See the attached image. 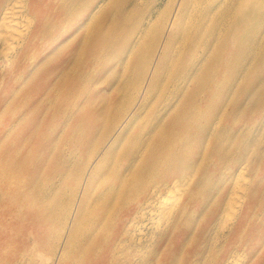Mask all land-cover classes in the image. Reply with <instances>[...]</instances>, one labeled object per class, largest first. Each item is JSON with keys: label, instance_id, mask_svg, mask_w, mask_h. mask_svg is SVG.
Masks as SVG:
<instances>
[{"label": "bare ground", "instance_id": "obj_1", "mask_svg": "<svg viewBox=\"0 0 264 264\" xmlns=\"http://www.w3.org/2000/svg\"><path fill=\"white\" fill-rule=\"evenodd\" d=\"M139 2L0 0V207L15 209L0 264H264V0ZM56 142L60 167L80 166L53 189ZM207 161L234 174L208 231L192 182Z\"/></svg>", "mask_w": 264, "mask_h": 264}, {"label": "rangeland", "instance_id": "obj_2", "mask_svg": "<svg viewBox=\"0 0 264 264\" xmlns=\"http://www.w3.org/2000/svg\"><path fill=\"white\" fill-rule=\"evenodd\" d=\"M145 2V0H141V2L138 3V5H141ZM195 8H198V3H195L194 4ZM138 7V6H137ZM136 7V3L133 5V6H130V7H127V11L123 14H121V17L124 18L123 20V23L127 24L130 22V17L131 15L134 13V11L137 9ZM106 9L109 11L111 10V7H110V3H106L105 6H104V11H106ZM129 14V15H128ZM108 18H105L104 21L102 22L101 24V29L98 30L99 33L102 35V38L105 36V33H106V28L108 26V23L110 22V17H112L110 15V13H108ZM115 17L119 16V15H114ZM73 30H69L68 33H67V36L70 35V33L72 32ZM69 41L71 39H68ZM176 51V50H174ZM4 66V61H2L0 59V69ZM122 71V68H120V66H114V68L112 67L111 69H109V71L105 74V77L104 79H116L119 75V72ZM170 75L169 78L174 81V82H179L181 80V77L184 75V69H178L176 70L175 68H173L170 72H169ZM4 77V75L2 76ZM0 77V78H2ZM103 85L99 86V85H96L95 86V90H98L99 87L102 88L101 92H103V94H112L113 91L115 90L114 88L113 89H110V90H105L103 87ZM169 88V86H168ZM170 89V88H169ZM169 89H162V93L164 96L168 97L169 94H168V90ZM52 99V98H51ZM127 103L130 104L132 103L133 99L132 98H127L126 99ZM47 102L48 100L44 101V104L47 105ZM136 102V100H135ZM163 103H157L156 104V109H161L163 108ZM258 110V109H257ZM251 110H247V112H245L240 121L244 122V121H247L249 119L251 120H255L257 119L258 115H260V111H251ZM57 111H52V110H49L46 112L45 114V121H46V126L47 128H49L53 134L55 135L57 130L59 129V121L60 119L58 118V116L55 114ZM83 112H79V114H82ZM254 114V115H253ZM39 116V115H38ZM4 122H0V128H3L4 126ZM47 128H46V131H47ZM20 130V129H19ZM18 130V131H19ZM17 131V132H18ZM13 132H15L13 130ZM21 133H23V130H21ZM5 139V143H6V138H3ZM8 139V138H7ZM23 145L27 144V142H22ZM32 146L31 145H28L26 148H24V150L26 151L28 148H30ZM56 146H59V144L56 142L55 145H50L48 144L45 148L48 149L49 151L52 150L51 152V160H50V163H48L45 167V169H42V172H41V175H54L53 176V181L56 183L59 181V184L58 185H54L53 186V189L54 187H61L62 186V183L66 180L65 179V176L61 177V174L62 173V170H71L69 172L68 175H73L74 174V171L76 172L77 170H79V166H80V163L77 164L76 167H74L73 165H70L68 162L66 164V166L64 168H61V164H62V161H58L56 159V155H57V149L54 148ZM85 152H88V150H85ZM77 154V152L73 151V155L75 156ZM86 153H85V157H86ZM84 157V160H82V164H85V163H88V161L86 160V158ZM56 160L58 162H56ZM102 163H99L98 165H101ZM203 166H205L203 164ZM78 168V169H77ZM210 173L208 175H202V174H198V175H194V178H193V181L197 186H200L203 185V187H206V196L208 197V200H204L202 197H200L198 199V202L200 203L198 206H194V216L196 218H199V219H202L203 222L206 224V231H208L212 226H214V224L217 223V220L216 218L218 217L219 213H220V210L218 211H215V207L213 206V204L211 203V201H216V199L219 197V194L221 193H225V195H227V193L229 192V190H231V187H232V181H233V176L231 175H234L229 169H224L223 173L219 170L218 168V165H216L215 163H213L212 161H207L206 162V166H205V169H204V173ZM59 175V176H58ZM43 177V176H42ZM41 177V178H42ZM220 178H222L224 181H225V185H221L220 183ZM55 191V190H54ZM53 192V190H52ZM51 192V193H52ZM54 194V192L50 195L52 196ZM224 195V196H225ZM226 200V199H224ZM224 200H220L218 203L220 205H223L224 203ZM10 210V213L11 214L12 212H14L15 209L11 208L9 209ZM54 213H55V210H54ZM8 214V211H7V207L4 205V207H0V231L5 234V236L7 237L9 234H13L14 233V230L11 229L8 225V222L11 221V216ZM42 233L43 234H48L50 233V228L48 227V225L46 227H44L42 230ZM20 236V234L18 235ZM31 236V235H29ZM27 238V237H26ZM32 238V237H31ZM5 242H6V239H5ZM4 242V243H5ZM31 244V245H30ZM26 245L27 246H33V241L31 239V242L27 244V241H26ZM26 249L27 248H23L21 249V252H26ZM36 252V251H35ZM34 252V254H35ZM40 254V253H39ZM33 254L31 253L30 250H28L27 252V256H32ZM25 256V259L24 261L26 262V257ZM14 259L15 258H12L10 256H8L6 258V261L7 263L6 264H14ZM20 259V256H18V259L17 261ZM35 260V257L33 255V258H32V261L34 262ZM3 261L0 260V263H2Z\"/></svg>", "mask_w": 264, "mask_h": 264}]
</instances>
